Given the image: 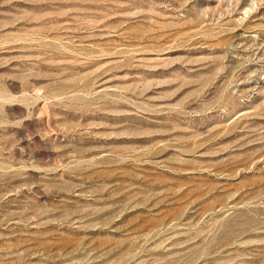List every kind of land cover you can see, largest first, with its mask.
<instances>
[{"label": "rangeland", "instance_id": "rangeland-1", "mask_svg": "<svg viewBox=\"0 0 264 264\" xmlns=\"http://www.w3.org/2000/svg\"><path fill=\"white\" fill-rule=\"evenodd\" d=\"M0 264H264V0H0Z\"/></svg>", "mask_w": 264, "mask_h": 264}]
</instances>
